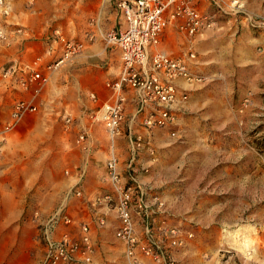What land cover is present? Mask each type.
I'll return each mask as SVG.
<instances>
[{
	"label": "built area",
	"instance_id": "built-area-1",
	"mask_svg": "<svg viewBox=\"0 0 264 264\" xmlns=\"http://www.w3.org/2000/svg\"><path fill=\"white\" fill-rule=\"evenodd\" d=\"M206 2L221 14L240 6L236 0ZM116 9L119 21L115 29L104 32L96 21H90L91 27L80 38L54 29L46 38L44 51L29 64L13 62L2 66V76L9 81L11 90L17 89L26 96L13 100L7 115L0 117V148L10 133L44 106L42 95L47 73L80 55L100 36L106 48L118 52L120 71L116 78L105 81L111 98L100 101L96 93H88L96 105L85 109L83 115L89 122L101 125L107 136L108 156L104 167L112 197L103 198L114 201L117 219L114 236L122 244L130 264H172L176 253L188 244L193 233L172 223L173 215L165 197L151 183L141 181L140 172L148 171V166H139L142 150L154 153L148 138L128 128V157L123 165L120 162L116 138L123 131L126 117L124 89L133 91L136 103L133 118L140 115L147 131L165 129L171 137L176 136L177 119L185 108L189 87L203 80L194 67L197 54L192 41L212 29L215 20L193 0H116ZM10 12L9 1L0 0L1 16L8 18ZM4 26L0 23V39L7 38ZM170 27L188 37L186 47L178 54L161 48L163 35ZM65 121L70 123L69 115ZM74 142L89 154L92 142L85 127L79 128ZM72 196H81V190H67L57 207L41 222L38 239L42 255L37 264H96L90 225L76 220L68 210L67 200Z\"/></svg>",
	"mask_w": 264,
	"mask_h": 264
},
{
	"label": "crops",
	"instance_id": "crops-1",
	"mask_svg": "<svg viewBox=\"0 0 264 264\" xmlns=\"http://www.w3.org/2000/svg\"><path fill=\"white\" fill-rule=\"evenodd\" d=\"M244 0H242L243 2ZM199 9L213 15L215 26L206 30L193 39V49L197 54L195 70L203 76L201 83L190 86L188 99L185 108L177 119V129L180 125H193L195 134L192 137L194 143L199 145L200 157L215 155L223 152L229 156L232 163L227 167L226 181L220 183L221 189H233V175L235 173L248 174L251 171L261 173L259 163L251 170L249 159L259 156L260 145L255 148L253 142H261V114H264V88L261 87V80L264 73H261V48L264 51V28L261 29V0L248 1L243 6H239L226 14H221L211 7L206 0H193ZM237 11V12H236ZM255 22V25L251 24ZM7 38L0 39V117L7 115L10 104L13 100L21 96H26L17 91L11 90L9 81L3 78L1 68L7 63L29 64L31 60L41 54L46 45L48 36H41L36 29L18 28L15 25L4 26ZM19 29V30H18ZM188 43V37L177 33L173 28H168L162 38L161 48L169 53L177 54L182 51ZM105 47L92 42L88 44L84 51L77 57L59 65L55 70L49 71L43 99L44 106L40 111L29 119L27 117L20 125L19 129L10 133L8 137L14 136L23 127L26 134L29 130L37 127L30 120L45 119L49 122L56 119L55 115L70 116L71 121L67 128L76 130L85 127L90 135L92 147L89 154L79 148L74 140V146L82 150V161L78 165L72 163L66 167L67 178L60 184L68 186L69 189L81 190V196H72L67 200L68 210L78 221H85L90 225L92 239L95 243L97 254V244L101 245L102 239L106 238V228L114 230L117 225L114 213V201L109 202L103 198L105 195L112 197L109 183L105 177V160L108 156V142L105 131L99 124H94L85 119L83 111L92 109L96 103L92 102L88 93H96L99 100L103 101L111 98V91L105 87V81L116 78L120 71V60L117 51L106 54ZM107 58L105 68H92L89 60L94 56ZM95 67V66H94ZM262 74V76H261ZM16 86V85H15ZM127 102L125 105V122L123 131L116 138V152L123 165L128 157L126 132L130 128L133 132L141 133L148 138L153 151L159 144H163L171 137L165 129H153L147 131L141 124L140 115H135L136 103L131 89H124ZM39 121V120H38ZM52 126V123H49ZM206 127L214 128L213 134L204 132ZM251 128H256V132H250ZM66 129V130H67ZM224 129V132H222ZM217 130L220 132L218 133ZM65 131V130H64ZM104 133L103 138H100ZM100 134L101 136H99ZM98 135V136H97ZM8 140V139H7ZM105 140V142H104ZM146 150H142L139 158V166H151L155 157ZM11 155H0V181H4L2 176H8V180L13 181L12 165H8ZM6 159V160H5ZM148 159V160H147ZM11 164V163H10ZM6 165V166H5ZM208 166L205 168L207 169ZM230 169V170H229ZM11 176V178H10ZM25 170L22 171L21 188L17 190L12 185L7 184L6 190H13L24 196L25 193ZM20 179V176H17ZM229 179V180H228ZM146 183L148 180L141 179ZM150 183V182H148ZM241 188H249L248 183H241ZM66 190V191H67ZM0 193V203L12 202L24 204V197H10ZM23 194V195H22ZM6 199V201L4 200ZM10 203V201H9ZM168 204V203H167ZM168 207L173 215L177 213ZM15 214L0 217V255H9L7 264H14L16 255L23 251V243L19 233L11 234L4 231L11 223L19 221L21 217H14ZM19 225V224H18ZM17 228V227H16ZM11 240H6V237ZM115 237V236H114ZM16 238V239H14ZM116 238V237H115ZM117 239V238H116ZM120 243V241H118ZM122 246V244L120 243ZM123 252V248H122ZM2 256H0V260ZM96 263V256H95ZM17 264H21L17 260Z\"/></svg>",
	"mask_w": 264,
	"mask_h": 264
},
{
	"label": "rangeland",
	"instance_id": "rangeland-1",
	"mask_svg": "<svg viewBox=\"0 0 264 264\" xmlns=\"http://www.w3.org/2000/svg\"><path fill=\"white\" fill-rule=\"evenodd\" d=\"M8 1L10 15L4 18L0 14V23L36 29L41 36L54 29H61L70 36L80 38L91 27L88 24L90 21H96L104 32L118 26L116 0ZM248 1L252 0H246V3ZM236 2L241 6L245 4V0ZM260 4L262 29L264 0ZM94 42H99L101 48H104L100 36ZM102 57L90 58L89 63L95 66H92L93 69L98 66L105 68L107 58ZM261 73H264L262 48ZM261 81V87L264 88V79ZM31 117L33 115L29 119ZM55 117L51 122L44 118H32L30 125L34 122L37 127L31 125L33 129L26 134L22 127L17 134L8 137L0 148L1 156L11 155L6 159L10 161L8 165H12L15 173L12 182L6 178L7 173L2 176L4 181H0V193L5 196L10 192V197H24V204L18 205L11 199L10 203H0V217H11L13 214L16 215L14 217H21L4 229L9 234L12 231L19 233L23 251L16 258L21 264L38 263L42 255V245L38 239L40 224L64 198L68 186L60 183L67 178L66 167L72 163L78 165L83 159L80 156L82 150L73 143L79 129L71 126L65 128L66 117L60 113ZM49 123H52L51 127ZM179 129L176 136L169 137L155 147L154 161L148 166V171L140 172L141 179L148 180L177 213V216L172 217V223L193 233L188 244L176 253L172 264H264V114H261V142H253L255 148L260 145L259 156L251 157L248 161L251 170L259 163L261 173L257 174V170L248 174L235 173L234 188L228 190L219 187L221 182L226 181L223 171L232 164L229 156L223 151L200 157L199 145L194 143L192 137L188 138V135L195 134V127L186 124L180 125ZM213 129L206 127L204 132L210 135ZM255 129L251 128L250 132L255 133ZM23 170L24 196L17 191L13 193L12 189L6 190L7 184L10 188L13 185L16 190L18 186L21 188ZM242 182H249V188L242 189ZM106 229V238L101 240V245L97 244L96 264H130L113 230ZM5 239L11 240L8 236ZM0 256V264H7L9 255L3 253ZM17 260L13 263L17 264Z\"/></svg>",
	"mask_w": 264,
	"mask_h": 264
},
{
	"label": "bare ground",
	"instance_id": "bare-ground-1",
	"mask_svg": "<svg viewBox=\"0 0 264 264\" xmlns=\"http://www.w3.org/2000/svg\"><path fill=\"white\" fill-rule=\"evenodd\" d=\"M243 248V247H242Z\"/></svg>",
	"mask_w": 264,
	"mask_h": 264
}]
</instances>
